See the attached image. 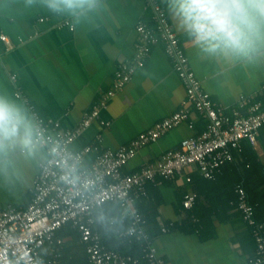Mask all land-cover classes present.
<instances>
[{
  "label": "crops",
  "instance_id": "crops-1",
  "mask_svg": "<svg viewBox=\"0 0 264 264\" xmlns=\"http://www.w3.org/2000/svg\"><path fill=\"white\" fill-rule=\"evenodd\" d=\"M160 1L202 89L226 115L231 116L238 109L242 96L264 102V45L248 56L226 55L219 48L207 51L216 41L197 42L196 33L189 27L191 21L186 22L180 12L181 0ZM55 2L0 0V34L7 35L14 45L8 49L0 43V102L18 110L22 121L17 136L8 140L0 137V210H23L28 206L39 166L48 157L45 146L26 147L22 143L26 128L31 130L32 140L34 127L28 104L14 96L16 89L20 88L43 119L59 123L62 130H72L102 94L112 88L118 64L133 60L140 42L136 24L143 20L153 27L149 20L152 11L143 0H95L91 7L76 9L49 6ZM42 18L43 23L39 22ZM65 20L73 30L57 27ZM10 74L17 76L15 83ZM185 100V89L164 44L152 46L144 66L136 70L131 82L116 93L100 118L92 122L71 149L78 152L99 145L116 151L157 122L184 109ZM189 111L193 129L183 123L156 143L139 149L123 172L132 174L155 164L183 139L201 133L205 121L192 107ZM101 121L109 126H102ZM244 145L251 146L243 141ZM251 147L257 160L252 159L262 166L252 180L263 185L264 126L257 145ZM95 157L94 153L86 155L83 165H90ZM200 175L196 167H191L170 180L156 178L146 185L144 200L134 199L126 208L119 205L120 222L131 224V212L143 211V228L164 264H250L256 247L248 226L238 210H233L232 203L230 211L222 209L229 197L226 186L238 175L222 168L217 175L223 176L221 187L203 190L201 202L186 210L183 197L189 192L197 193L192 178ZM188 176L190 183L186 181ZM193 209L208 219L205 237L191 231L192 221H197L189 219ZM170 224L169 231L163 233L162 228ZM75 255L61 249L60 261H72Z\"/></svg>",
  "mask_w": 264,
  "mask_h": 264
},
{
  "label": "built area",
  "instance_id": "built-area-1",
  "mask_svg": "<svg viewBox=\"0 0 264 264\" xmlns=\"http://www.w3.org/2000/svg\"><path fill=\"white\" fill-rule=\"evenodd\" d=\"M143 1L152 11L149 20L153 27L143 20L136 24L140 42L133 60L118 64L112 88L102 94L99 102L74 129L62 130L59 123L43 119L20 88L16 89L15 98L28 104L32 116V147L45 146L48 157L39 166L28 206L23 210L11 207L0 210V264H63L60 246L64 241L55 234L68 223L79 232L80 242L86 249L87 264H164L143 228L145 219L140 213L131 212V224L120 235L135 240L140 246V255H133L103 246L100 235L94 230V211L107 202L126 208L134 199L147 196L148 183L155 182L156 178L170 180L183 175L191 167H196L205 179L215 180L224 165L233 160V152L241 151L243 141L251 146L257 145L259 131L264 126V102H253L242 96L238 109L233 110L231 116L226 115L202 89L160 0ZM44 21L39 19L41 23ZM57 27L74 29L67 20ZM0 43L8 49L14 47L5 34H0ZM159 43L164 44L165 53L185 89V108L157 122L116 151L94 145L74 152L72 144L100 118L110 100L131 82L136 70L144 66L151 47ZM10 79L15 83L17 76L10 74ZM189 107L205 121L204 130L183 139L176 149L161 155L155 164L125 174L124 167L139 149L156 143L183 123L194 128ZM101 125L109 126V123L101 121ZM90 153L96 157L90 165L84 166V158ZM186 181L190 182L191 178L188 176ZM235 191V206L244 222L252 228L256 244L255 255L249 262L264 264V221L256 220L254 206L248 201L245 189L237 185ZM196 199V193H186L183 208L192 209ZM171 226L163 227L162 232L167 233Z\"/></svg>",
  "mask_w": 264,
  "mask_h": 264
},
{
  "label": "clouds",
  "instance_id": "clouds-1",
  "mask_svg": "<svg viewBox=\"0 0 264 264\" xmlns=\"http://www.w3.org/2000/svg\"><path fill=\"white\" fill-rule=\"evenodd\" d=\"M95 0H56L50 7L68 9L91 7ZM180 12L196 33L198 43L212 44L207 51L220 49L224 54L248 56L264 45V0H181ZM21 117L14 107L0 102V137L17 136ZM31 130L26 128L22 141L31 147Z\"/></svg>",
  "mask_w": 264,
  "mask_h": 264
},
{
  "label": "trees",
  "instance_id": "trees-1",
  "mask_svg": "<svg viewBox=\"0 0 264 264\" xmlns=\"http://www.w3.org/2000/svg\"><path fill=\"white\" fill-rule=\"evenodd\" d=\"M161 3V1H160ZM202 119V118H201ZM254 155V156H253ZM255 154L252 152L251 146H242L240 152H233V160L228 162L223 167V171L228 172H235L238 176L233 183H229V185L223 184V186L227 187V191L229 197L227 198L226 204L223 205L222 209L224 211H230L232 208L233 210H238L235 206L237 201V194H236V186L237 184L241 185L247 194L248 201L254 206L255 209V218L258 222L264 221V184L261 185L259 182H255L252 180L253 176L256 177L258 172H261L262 166L257 163ZM264 169V168H263ZM223 179V176L220 175L215 180H208L204 177L197 176L192 178V182H194L197 191V199L195 202L196 204L201 202V195L202 191L206 190L209 192V189L213 187H221L219 184L220 181ZM190 183V182H189ZM225 183V182H224ZM220 185V186H219ZM229 186V187H228ZM195 193V192H194ZM141 200H144L142 197ZM230 203L231 205L230 207ZM120 206L119 204L107 202L101 207L97 208L94 211V218H95V225L94 230L98 232L101 237L103 246L108 250H116L120 253L125 254H133L137 255L138 251L140 252V246L137 242L133 239H129L128 237L120 236L123 231H126L129 228L130 222H120ZM239 214L242 217L240 211ZM143 214V211H140ZM141 214V215H142ZM202 215V214H201ZM197 209L192 210V214L189 218L192 221V217L196 218V222L193 223V227L191 231L197 232L198 234L205 237V229L204 226L207 224L208 219L205 216H201ZM143 216V215H142ZM208 216L210 214L208 213ZM144 217V216H143ZM145 218V217H144ZM111 219H115L116 221H111ZM209 224V223H208ZM247 225V224H246ZM248 226V225H247ZM249 230V237L251 241L255 244L253 235H252V228L248 226ZM56 238L63 239V243L60 246V249L65 250L67 253L72 252V254H76L72 261L63 259L64 264H87V255L85 246L80 242V235L79 232L71 226V224L64 225L59 231L56 232ZM256 247V244H255ZM256 250V249H255Z\"/></svg>",
  "mask_w": 264,
  "mask_h": 264
}]
</instances>
